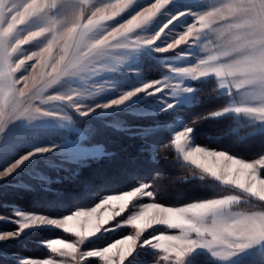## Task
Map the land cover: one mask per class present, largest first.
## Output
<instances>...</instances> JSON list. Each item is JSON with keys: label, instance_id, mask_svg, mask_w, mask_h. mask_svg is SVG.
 Listing matches in <instances>:
<instances>
[{"label": "clouds", "instance_id": "obj_1", "mask_svg": "<svg viewBox=\"0 0 264 264\" xmlns=\"http://www.w3.org/2000/svg\"><path fill=\"white\" fill-rule=\"evenodd\" d=\"M142 53L158 75L118 87L111 74L139 73L131 62ZM186 95L199 109L187 117ZM149 100L155 115L179 122L157 126L168 134L149 151L161 167L60 214L0 211L17 225L0 231V244L33 227L59 230L42 241V258L12 252L19 264H188L197 251L220 264L264 248V148L248 154L197 138L214 123L228 137L264 122V0H0V140L18 124H75ZM56 147L21 153L0 182ZM184 182L209 191L185 198Z\"/></svg>", "mask_w": 264, "mask_h": 264}, {"label": "trees", "instance_id": "obj_2", "mask_svg": "<svg viewBox=\"0 0 264 264\" xmlns=\"http://www.w3.org/2000/svg\"><path fill=\"white\" fill-rule=\"evenodd\" d=\"M189 106H184L182 109L185 117L189 116L192 111L199 110ZM167 117L155 114L131 117L134 119L131 124L127 125L141 128L153 127L157 123L165 122ZM96 125L99 127L98 139L106 150L105 154L97 158L87 159L72 176L52 180L49 184L51 186L35 181L30 182L28 188H11V186H2L1 184L0 209L15 205L27 211H47L52 214H60L68 211L76 204L86 203L95 199L98 193L124 189L135 183L137 179L151 177L161 167L151 158L149 147L152 144H159L167 136L166 128L154 127L138 136L135 134L136 128L128 127L126 130H118L112 126H104L100 122H97ZM223 127V123L200 127L197 129V138L203 141L206 138L205 134H208L213 136L215 142L229 145L236 151L248 154L264 148V130L244 135L245 131L242 132L241 129L235 130L233 128L229 136L226 137L219 134V130ZM230 137L236 138L239 143H233V139ZM163 171L167 174H173L175 170L171 167L163 166ZM262 173H264V170H262ZM13 180L11 178L7 182H13ZM208 191L209 189L204 186L192 185L188 182H184L182 186V195L185 198L199 197L207 194ZM2 209L1 211H3ZM41 231L43 232L41 236L45 235L48 238H53L60 234L59 230L54 228ZM36 234H39V231L32 233L25 239L26 244L29 246L28 248L20 239H13L9 241L11 243L9 248L2 250V252L7 250L18 252L24 246V249H28L24 252H34L44 257L47 250L39 244L38 240L41 239L36 238ZM101 242L97 240L95 244H100ZM262 255H264V248L253 250L230 264H264V260L261 259ZM191 261L192 264H212L203 252H198ZM0 264L13 263L0 253Z\"/></svg>", "mask_w": 264, "mask_h": 264}, {"label": "rangeland", "instance_id": "obj_3", "mask_svg": "<svg viewBox=\"0 0 264 264\" xmlns=\"http://www.w3.org/2000/svg\"><path fill=\"white\" fill-rule=\"evenodd\" d=\"M131 66L140 69V72L133 74L122 69L116 74H111V78L114 79L118 87H130L141 76L151 78L158 75V72L155 71V69L158 67V64L151 53H142L137 57H133ZM115 94L116 93L114 91H109L99 97V99H107L108 97ZM191 103V96L186 95L182 97L180 100L181 107L179 111L182 112L183 107L191 105ZM156 107L157 101L155 100H149L147 102L137 101L130 105L127 109L103 113L97 112V114L90 115L86 118L77 117V122L75 124H64L63 126H60L53 121H45L32 126H25L23 124L14 126L8 131L3 139L0 140V168L10 163L21 153L27 152L34 147L53 143H55L57 147L51 152L34 154L33 157L29 159V161L23 163L5 181L0 182V186L2 184V186H11V188H28L30 186V182L32 181L51 186L49 184L52 180H59L61 178L72 176L79 166L87 159L97 158L106 153L104 146L99 142L98 139L99 127L96 125L97 122L104 124V126L115 127L118 130H126L128 127L136 128L135 134L138 136L144 134L148 130L153 129L154 127H157L158 125H170L171 127L179 126V122L174 121L171 116H168L165 122L157 123V125L153 127L141 128L139 126L127 125L131 124L133 121L134 118L131 117H141L148 114H155ZM240 123L242 122L238 121V124ZM236 129L240 130L241 128L236 127L235 130ZM261 130H264V122H257L253 131H245L243 134H250ZM11 178L14 179L13 182H7ZM11 207L18 208L19 210L25 212H34L20 209L15 205ZM11 207L1 209L4 211ZM4 225L6 226L3 227ZM15 227H17V225L15 224L12 217L0 218V231L10 230ZM49 228L52 227L39 226L22 230L17 239L23 241L27 246L26 248H28L29 246L26 244L25 239L32 235V233L39 231V234H36V238L41 239L38 240L39 244H41L44 249H46L42 241H46L51 238L45 237V235L41 236L43 234L41 230ZM10 245L11 243H9V241L3 245L0 244V253L8 258L13 264H19V258L17 256L11 255L12 252L16 251L7 250L2 252V250L8 249ZM24 248L25 247L22 246V248L17 252L20 254V257H43L42 255L35 254L33 251V253L24 252L28 250ZM259 249L262 248L254 250ZM252 251L253 250L246 251L242 254H238L229 261L220 263L230 264ZM198 252L201 251L195 252L188 258V264H192L191 260Z\"/></svg>", "mask_w": 264, "mask_h": 264}]
</instances>
